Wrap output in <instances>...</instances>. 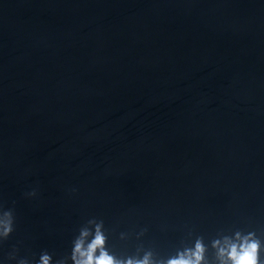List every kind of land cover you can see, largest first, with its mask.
Masks as SVG:
<instances>
[{
  "label": "water",
  "instance_id": "95a60500",
  "mask_svg": "<svg viewBox=\"0 0 264 264\" xmlns=\"http://www.w3.org/2000/svg\"><path fill=\"white\" fill-rule=\"evenodd\" d=\"M0 208V264L264 240V0H0Z\"/></svg>",
  "mask_w": 264,
  "mask_h": 264
},
{
  "label": "clouds",
  "instance_id": "9594fccd",
  "mask_svg": "<svg viewBox=\"0 0 264 264\" xmlns=\"http://www.w3.org/2000/svg\"><path fill=\"white\" fill-rule=\"evenodd\" d=\"M35 197L36 190L27 193ZM15 230V214L12 209L0 208V241L7 240ZM146 231V230H144ZM142 231L139 235H143ZM127 234L122 233L121 239ZM109 237L105 231L103 220L90 219L79 230V235L72 242L70 256L54 260L44 251L36 264H264V240L254 231H235L232 235L216 238L211 242L214 258L209 259V248L203 238H197L191 247L179 250L166 259H157L151 250L143 251V255L117 257L108 247ZM10 258L15 259L14 254ZM19 264H30L27 259L19 260Z\"/></svg>",
  "mask_w": 264,
  "mask_h": 264
}]
</instances>
